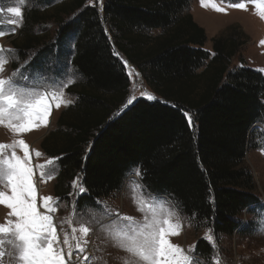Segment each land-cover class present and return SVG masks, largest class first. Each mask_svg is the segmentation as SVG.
Returning <instances> with one entry per match:
<instances>
[{"label": "trees", "instance_id": "16d2710c", "mask_svg": "<svg viewBox=\"0 0 264 264\" xmlns=\"http://www.w3.org/2000/svg\"><path fill=\"white\" fill-rule=\"evenodd\" d=\"M87 1L68 0L58 10L75 15L59 35L76 38L71 65L82 83L77 101L41 143L58 160L55 196H71L81 175L84 192L75 211L84 213L120 192L139 168L146 190L171 199L196 228L210 229L218 241L254 236L264 202L244 162L257 139L255 126L264 125V75L249 67L230 70L244 34L234 27L213 39L211 54L204 50L205 29L188 12L190 0H105L102 13ZM47 18L36 9L26 13L20 53L40 47L32 30ZM47 48L40 50V66ZM121 55L161 101L139 99L115 115L131 90ZM215 252L208 241L197 242L195 254L205 262Z\"/></svg>", "mask_w": 264, "mask_h": 264}, {"label": "rangeland", "instance_id": "374dc122", "mask_svg": "<svg viewBox=\"0 0 264 264\" xmlns=\"http://www.w3.org/2000/svg\"><path fill=\"white\" fill-rule=\"evenodd\" d=\"M67 3L68 0H57L49 5L48 1L44 0H24V3L19 0H0V32L4 33L0 36V64L3 66L0 79L6 81L4 95L16 92L19 99L18 93L22 90L25 99L45 97V102L50 103L47 122H40L39 126L33 127L31 131L14 130L21 121L15 119L13 109H8L0 116V144L5 145L0 149V192L11 195L7 184V162L13 153L20 160H25L24 151L18 144L23 140L28 145L27 166L33 169L38 211L50 215L56 229L57 241L52 245V255H59L65 264H150L135 252H129L128 248L132 246L133 239L138 244L143 242L145 236L151 232L147 225L153 221L162 223L164 220H168L173 226L179 225V234L169 235V242L180 246L185 255L202 264H264V216L257 220V232L251 238L233 237L218 241L210 229L196 228L195 223L182 215L171 199L155 196L147 191L140 175L135 173L126 180L120 192L100 200L95 209L84 213L75 211L76 198L84 192V189L81 191V175L80 179L72 184L71 196H55L58 160L47 157L41 149V143L56 128L61 112L77 101L75 93L82 83L81 76L71 65L76 38L69 34L62 39L63 35H59L62 23L75 17L74 14L67 16L58 12L60 7ZM104 3L105 0H88L86 6L97 7L102 13ZM243 3L245 8L241 9L234 7L235 4H226L221 0H203V3L202 0H190L188 12L194 21L205 29L207 42L204 50L211 54H214L213 39L233 32L232 29L236 27L238 32L244 34L242 41L245 44L232 59L230 70L249 67L264 75V0ZM8 7H20L22 16H12L7 12ZM217 8L220 11H217ZM32 9L48 17L32 30L34 36L40 38L41 45L38 49L20 53L16 44L21 45L24 42L22 27L26 13ZM11 20H16L17 23H9ZM105 28L108 31L107 22ZM60 41H63L62 45ZM46 45L48 52L43 57V60H46L40 66V50ZM121 58L131 79V90L125 104L115 115L139 99L161 101L162 99L148 87L141 72L122 55ZM35 62L37 64H34ZM21 70L26 73V78L19 77ZM6 106L7 102L0 99V108ZM187 117H192L189 112ZM255 128L258 131L257 139L254 148L248 151L244 164L252 172L257 195L261 202H264V125L257 124ZM36 153L40 155L37 156ZM40 181L41 188L38 185ZM44 198H51V212L43 208ZM243 220H248L247 214H244ZM15 222L16 218L10 215V210L0 204V226L10 229L8 233H0V253H3L0 264H23L19 260L20 242L11 227ZM163 226L168 228V225ZM84 227L89 228L87 235L83 233ZM66 235L68 244L63 243ZM205 237L209 239L206 240ZM200 239L208 242L210 240L209 243L215 247L216 252L211 262H205L195 254ZM80 248L83 249L82 252L79 251ZM70 251L71 259L68 255Z\"/></svg>", "mask_w": 264, "mask_h": 264}, {"label": "snow or ice", "instance_id": "6c2138e0", "mask_svg": "<svg viewBox=\"0 0 264 264\" xmlns=\"http://www.w3.org/2000/svg\"><path fill=\"white\" fill-rule=\"evenodd\" d=\"M19 2L24 3V0H19ZM233 6L241 9L245 8L244 3ZM216 10L220 11L218 8ZM7 12L17 18L22 16L20 7H8ZM9 23L15 25L17 22L11 20ZM2 35L4 33L0 32V36ZM2 71L3 66L0 64V72ZM18 75L20 78H26V73L22 70ZM5 83V80L0 79V99L7 102L6 107L0 108V116H3L8 109L15 110V119L21 121V123L14 130L19 132L31 131L33 127L39 126L40 122H47L50 103L45 102V97L25 99V93L22 90L18 93L19 99H17L16 92L11 95H4ZM148 98L152 99V97ZM56 107L58 108L59 104ZM188 122L191 126L190 117H188ZM18 144L24 151L25 160H20L13 153L11 159L7 162V184L10 187L11 195L0 192V204L10 210V215L16 218V222L11 227L14 228L13 234L20 242L19 260L23 264H65L59 255H52V245L57 241V233L52 217L38 211L36 189L33 186V169L27 166V160L29 159L28 145L23 140H20ZM4 147L5 145L0 144V149ZM36 155L39 156L40 154L36 153ZM133 171L136 175L141 174L139 168ZM81 191H83V188H81ZM50 199L44 198L43 200V208L48 212L53 210ZM163 225H168V228ZM147 227L151 228V232L145 236L142 243L138 244L133 239L132 246L128 248L129 252H135L142 260L149 261L150 264H202V262L185 255L180 246L171 244L167 239L169 235L179 234L177 231L178 224L173 226L168 220H164L162 223L153 221ZM82 230L85 235L89 232L88 227H84ZM9 231V228L0 226V233H8ZM205 239L208 240L209 237H205ZM68 242V236L66 235L63 243L68 244ZM209 242L211 241L209 240ZM79 251L82 252L83 249L80 248ZM68 255L71 259V251ZM2 256L3 253H0V258Z\"/></svg>", "mask_w": 264, "mask_h": 264}, {"label": "built area", "instance_id": "2783aa9c", "mask_svg": "<svg viewBox=\"0 0 264 264\" xmlns=\"http://www.w3.org/2000/svg\"><path fill=\"white\" fill-rule=\"evenodd\" d=\"M38 185H39V187L41 188V181H40V182H38Z\"/></svg>", "mask_w": 264, "mask_h": 264}, {"label": "bare ground", "instance_id": "6f19581e", "mask_svg": "<svg viewBox=\"0 0 264 264\" xmlns=\"http://www.w3.org/2000/svg\"><path fill=\"white\" fill-rule=\"evenodd\" d=\"M132 67V66H131Z\"/></svg>", "mask_w": 264, "mask_h": 264}]
</instances>
